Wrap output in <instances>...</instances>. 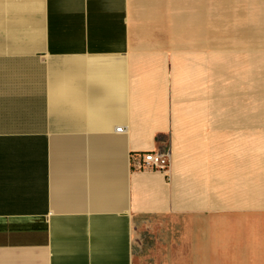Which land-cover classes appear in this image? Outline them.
Instances as JSON below:
<instances>
[{
    "label": "crops",
    "instance_id": "crops-1",
    "mask_svg": "<svg viewBox=\"0 0 264 264\" xmlns=\"http://www.w3.org/2000/svg\"><path fill=\"white\" fill-rule=\"evenodd\" d=\"M255 41L264 0H0V264H264Z\"/></svg>",
    "mask_w": 264,
    "mask_h": 264
},
{
    "label": "rangeland",
    "instance_id": "rangeland-1",
    "mask_svg": "<svg viewBox=\"0 0 264 264\" xmlns=\"http://www.w3.org/2000/svg\"><path fill=\"white\" fill-rule=\"evenodd\" d=\"M258 42L260 41H255L252 43H258ZM260 43L263 44L264 42H260ZM238 49L239 50H254L257 48L254 46H250V47L238 48ZM260 49L264 51V47H260ZM247 189L248 191H250L248 187ZM249 236H250V233H245V234L237 233L235 230L223 231L219 233L218 239L214 241V247L210 249L213 250L216 254L220 255V258L222 259V261L225 262L224 264H239V262L237 261L239 260V257H240L239 255H244L245 256L244 258L247 260V263L249 264L253 260L252 257L250 256L252 253V248L249 246L252 239L249 238ZM196 242L197 240L195 239L188 241L189 243L188 250H189L190 256L192 254L194 255L195 253ZM189 260H191L190 262L193 261L192 264H196L194 256H193V259L189 258ZM242 261H244L242 262V264L246 263L244 259ZM254 264H258V263H254Z\"/></svg>",
    "mask_w": 264,
    "mask_h": 264
},
{
    "label": "built area",
    "instance_id": "built-area-1",
    "mask_svg": "<svg viewBox=\"0 0 264 264\" xmlns=\"http://www.w3.org/2000/svg\"><path fill=\"white\" fill-rule=\"evenodd\" d=\"M124 127H117V131H123ZM131 167L135 170L168 172L172 164L171 151L160 149L135 151L131 153Z\"/></svg>",
    "mask_w": 264,
    "mask_h": 264
}]
</instances>
